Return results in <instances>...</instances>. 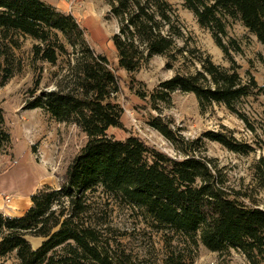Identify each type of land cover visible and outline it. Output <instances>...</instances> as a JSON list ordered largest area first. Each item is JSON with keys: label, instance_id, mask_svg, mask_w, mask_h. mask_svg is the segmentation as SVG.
Returning a JSON list of instances; mask_svg holds the SVG:
<instances>
[{"label": "trees", "instance_id": "trees-1", "mask_svg": "<svg viewBox=\"0 0 264 264\" xmlns=\"http://www.w3.org/2000/svg\"><path fill=\"white\" fill-rule=\"evenodd\" d=\"M103 1L118 24L111 41L119 70L135 73L153 57L164 58L168 70L184 63L187 55L199 65L194 73H176L141 99L152 105L167 103L176 91L191 94L200 109L222 105L253 131L235 106L263 88L249 74L245 82L238 74L230 53H241V47L228 37L227 23L238 21L264 47V0H181L229 60L228 69L208 56L202 60L196 48L188 50L179 17L165 0ZM13 35L34 42L33 62L54 66L61 55L73 56L68 85L35 96L37 78L30 92L33 100L22 109L42 110L58 124H71L87 141L57 189L38 190L22 217L0 213V259L14 254L18 264H125L128 256L104 236L98 218L90 216V198L101 190L140 210L155 229L180 235L192 246L200 243L216 254L235 251L248 264H264V209L249 206L248 196L227 186L214 160L192 150L194 142L185 141L157 119L150 125L183 155L181 159L162 154L140 136L117 141L107 135L110 128L123 129V110L115 102L118 80L108 59L89 48L84 30L71 14L41 0H0V61L15 45ZM11 77V70L0 65V87ZM203 139L239 155L252 151L222 133L206 132ZM10 142L0 110V154ZM27 237L42 242L33 249ZM166 264L186 262L170 256Z\"/></svg>", "mask_w": 264, "mask_h": 264}, {"label": "rangeland", "instance_id": "rangeland-1", "mask_svg": "<svg viewBox=\"0 0 264 264\" xmlns=\"http://www.w3.org/2000/svg\"><path fill=\"white\" fill-rule=\"evenodd\" d=\"M165 1L179 17L188 50L196 48L202 53V60L208 56L214 64L228 69L231 66L229 60L215 45L210 33L202 29L193 14L186 10L183 2ZM70 10L84 30L89 48L108 59L109 68L118 80L119 92L115 102L123 110V129L110 128L107 135L117 141L130 135L140 136L162 154L172 159H181L183 155L150 125V122L157 119L185 141L194 142L191 148L197 154L214 160L227 181V186L248 196L246 204L264 209V47L256 38L238 21H228V37L236 40L241 47V53H230L239 66L238 74L244 82L248 80L249 74L263 88L262 93L241 99L235 106L237 112L247 119L253 130L251 131L222 105L213 104L200 109L196 98L191 94L176 91L167 103L155 101L152 105L147 99H141L140 96H149L159 83L169 80L176 73H194L199 65L196 61H190V55H187L184 63H176L172 70H168L165 68L164 58L153 57L139 71L127 74L117 66L111 37L118 32V24L109 15L105 2L71 0ZM11 37L15 45L6 51L5 59L0 61L2 68L7 67L12 72V77L0 87V110L11 137L9 147L0 154V175L16 166L19 159H22L21 164H25V159L29 158L27 164L35 167L37 172H20L16 169L3 179L7 183H14L13 187L17 190H23L18 184L23 183L24 179H27L26 186L32 188V192L36 189L37 192L44 186L57 189L68 165L87 138L75 126L58 124L42 110L23 111L22 108L33 100L30 92L34 91L37 78L40 79V85L35 96L40 91L50 92L56 90L58 85H68L67 76L73 65V56L70 52L61 55L54 66L33 62L34 42L16 35ZM182 45L183 42L179 41L178 46ZM192 57L199 58L200 55L193 54ZM206 132L226 134L236 142L248 145L252 151L247 155L232 153L217 143L204 140L203 134ZM196 140H203L204 144L201 145ZM43 172L45 175L48 173L49 179L42 181ZM25 174H28V178ZM31 178L34 180L30 181ZM20 195L9 193L2 196L0 201L2 200L4 210H10L12 200ZM6 198L10 200L9 204L6 203ZM25 199L28 198L22 197L23 202ZM90 203V216L98 218L104 236L111 239L114 245H119V249L128 256L125 264H166L170 256L180 258L186 264H248L238 252L212 253L200 243L192 246L180 235L155 229L140 210L116 202L101 190L91 196ZM27 240L33 249L42 242L31 237H27ZM0 264H18V261L14 254H10L0 259Z\"/></svg>", "mask_w": 264, "mask_h": 264}, {"label": "crops", "instance_id": "crops-1", "mask_svg": "<svg viewBox=\"0 0 264 264\" xmlns=\"http://www.w3.org/2000/svg\"><path fill=\"white\" fill-rule=\"evenodd\" d=\"M43 2H45L46 4L54 7L55 9H57L59 12L64 13V14H71L70 13V5H71V0H41ZM73 16V15H72ZM20 161H22V159H19V163H16L11 170L3 173L2 175H0V198L2 196H5L6 194L9 193H19L21 194L20 196L16 197L14 200H12L11 203V207L10 210H4V207L2 205V200L0 201V213L3 214L6 217H11V218H18V217H22L27 210L31 207V201H30V197L36 192V190L34 192H32L30 189L32 188H27V179H24L23 183H19L18 186L22 187V189H16L15 184L14 183H7V180L5 181L3 178L6 177L7 175H10V173L16 169H18V171H29V172H37L35 167H33L31 164H27L29 161V158H26L24 162H26L25 164H21ZM28 167V169H25V167ZM43 180L49 179L47 177L48 173L43 172ZM34 180V178L30 179ZM39 183V182H38ZM13 187V188H12ZM39 187V186H38ZM28 189V190H27ZM35 189V188H34ZM30 190V191H29ZM39 190V189H38ZM28 196V197H26ZM22 197L28 198L25 199V202H23ZM4 210V211H3Z\"/></svg>", "mask_w": 264, "mask_h": 264}, {"label": "built area", "instance_id": "built-area-1", "mask_svg": "<svg viewBox=\"0 0 264 264\" xmlns=\"http://www.w3.org/2000/svg\"><path fill=\"white\" fill-rule=\"evenodd\" d=\"M6 203L9 204L10 203V200L8 198H6Z\"/></svg>", "mask_w": 264, "mask_h": 264}, {"label": "bare ground", "instance_id": "bare-ground-1", "mask_svg": "<svg viewBox=\"0 0 264 264\" xmlns=\"http://www.w3.org/2000/svg\"><path fill=\"white\" fill-rule=\"evenodd\" d=\"M25 176L28 178V174H25Z\"/></svg>", "mask_w": 264, "mask_h": 264}]
</instances>
